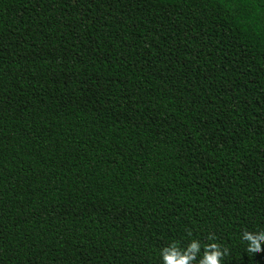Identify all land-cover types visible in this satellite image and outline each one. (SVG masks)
Here are the masks:
<instances>
[{
    "label": "trees",
    "instance_id": "16d2710c",
    "mask_svg": "<svg viewBox=\"0 0 264 264\" xmlns=\"http://www.w3.org/2000/svg\"><path fill=\"white\" fill-rule=\"evenodd\" d=\"M243 232L264 234V0H0V264L192 240L264 264Z\"/></svg>",
    "mask_w": 264,
    "mask_h": 264
},
{
    "label": "clouds",
    "instance_id": "9594fccd",
    "mask_svg": "<svg viewBox=\"0 0 264 264\" xmlns=\"http://www.w3.org/2000/svg\"><path fill=\"white\" fill-rule=\"evenodd\" d=\"M191 235V233H189ZM241 239L247 242V252L258 254L261 251V245H264V234L253 235L249 232H243ZM210 241H214L213 237H209ZM203 247V253L201 248ZM222 253L220 246L215 242L201 245L199 241L192 240L183 249L180 248L178 242H170L167 247L160 249V258L162 264H190L198 255L201 259L198 264H221Z\"/></svg>",
    "mask_w": 264,
    "mask_h": 264
}]
</instances>
